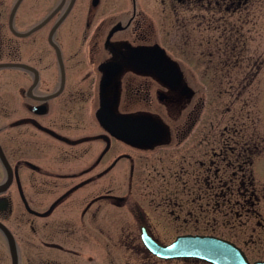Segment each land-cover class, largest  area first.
<instances>
[{"label": "flooded vegetation", "instance_id": "flooded-vegetation-1", "mask_svg": "<svg viewBox=\"0 0 264 264\" xmlns=\"http://www.w3.org/2000/svg\"><path fill=\"white\" fill-rule=\"evenodd\" d=\"M97 1L56 0L26 27L22 0H0V264H213L165 252L190 237L264 262L254 110L245 126L232 107L207 114L205 87L165 56L143 66L139 15L111 12L136 0Z\"/></svg>", "mask_w": 264, "mask_h": 264}, {"label": "rangeland", "instance_id": "rangeland-1", "mask_svg": "<svg viewBox=\"0 0 264 264\" xmlns=\"http://www.w3.org/2000/svg\"><path fill=\"white\" fill-rule=\"evenodd\" d=\"M15 1L8 0L10 5ZM55 3L22 0L17 16L25 14L26 27H31ZM111 12L125 22L134 12L139 15L136 23L142 48L163 50L179 77L194 83V89L199 84L205 87L207 114L232 107L245 119L239 125L245 126L252 121L244 112L254 110L253 123L264 136V0L245 4L236 0H136L119 4ZM10 89L7 84L0 86V110L2 106L8 110ZM258 179L264 182V170Z\"/></svg>", "mask_w": 264, "mask_h": 264}, {"label": "water", "instance_id": "water-1", "mask_svg": "<svg viewBox=\"0 0 264 264\" xmlns=\"http://www.w3.org/2000/svg\"><path fill=\"white\" fill-rule=\"evenodd\" d=\"M97 0H92V5H97ZM165 53L159 48H154L148 55L143 59V66L145 68H153L159 70L162 68V63L164 61ZM176 72L174 71L170 78L176 77ZM0 159L3 165L8 168L5 157L0 151ZM7 183L0 187V190L5 188ZM5 208V201H0V210ZM9 244L13 252V241L11 237L7 236ZM170 256H189L196 257L213 264H249L247 260L242 255L241 251L234 245L218 239L213 238H193L187 242L178 241L170 246L166 251ZM167 256V255H166ZM254 264H264V262H256Z\"/></svg>", "mask_w": 264, "mask_h": 264}, {"label": "trees", "instance_id": "trees-1", "mask_svg": "<svg viewBox=\"0 0 264 264\" xmlns=\"http://www.w3.org/2000/svg\"><path fill=\"white\" fill-rule=\"evenodd\" d=\"M230 1L232 2L233 0H230ZM236 1H237L239 4H245V3H246V2H245V3L243 2L244 0H236Z\"/></svg>", "mask_w": 264, "mask_h": 264}]
</instances>
